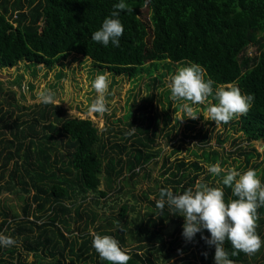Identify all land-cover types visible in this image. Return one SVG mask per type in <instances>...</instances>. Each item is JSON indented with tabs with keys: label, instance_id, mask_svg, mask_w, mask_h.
I'll return each instance as SVG.
<instances>
[{
	"label": "trees",
	"instance_id": "trees-1",
	"mask_svg": "<svg viewBox=\"0 0 264 264\" xmlns=\"http://www.w3.org/2000/svg\"><path fill=\"white\" fill-rule=\"evenodd\" d=\"M116 2L0 0V68L19 62L50 67L75 53L113 75L133 79L145 72L159 80V68L195 63L214 87L230 84L254 95L231 128L249 142H264V39L258 35L264 30V0H125L130 11L120 12V44L105 47L91 33ZM251 44L254 51L248 53ZM7 105L2 108L0 100V194L14 193L22 204L20 214L0 208V231L15 241L0 246V264H111L92 246L97 234L128 249L127 264H165L178 246L184 254L177 264H214V246L199 232L190 241L180 239L175 233H182L184 217L167 205L157 208L156 201L163 187L182 193L205 185L200 174H212L204 167L226 163L216 148L192 150V160L164 158L159 178L137 193L136 184L151 177L148 165L161 152L155 146L157 114L139 112L128 122L135 132L118 142L90 118L68 116L60 104L40 102L26 120L21 114L10 120L14 108L24 106ZM251 149L244 152L246 161L258 154ZM102 175L105 188H99ZM209 186L221 187L226 202L235 199L222 178ZM256 211L255 231L263 238L264 205ZM222 247L228 261L264 264L262 247L250 255L227 239Z\"/></svg>",
	"mask_w": 264,
	"mask_h": 264
},
{
	"label": "rangeland",
	"instance_id": "rangeland-1",
	"mask_svg": "<svg viewBox=\"0 0 264 264\" xmlns=\"http://www.w3.org/2000/svg\"><path fill=\"white\" fill-rule=\"evenodd\" d=\"M258 35L264 39V30L259 31ZM246 51L253 53L254 45L247 46ZM186 64L188 63L174 62L169 65V68H159L155 71L160 75L158 80L153 79V74L149 77L146 76L145 72L133 79L126 75H113L106 69L94 66L89 58L75 53L60 57L50 67L42 64L28 66L26 62H19L13 67L0 68L1 107H8L7 101H15L25 109L14 108L10 120L16 118L17 114H21V119H29L31 111L40 105L41 100L38 93L43 89H48L54 93L56 103L53 104H60L68 116L90 118L99 132L118 142H122L124 129L130 128L128 122L139 112H149L154 116L157 114L158 126L155 146L159 147L161 152L156 157L157 162H150L148 165L151 177L136 184L137 193L140 192V187L151 186L154 179L159 178L160 165L164 158H168L167 161H174L175 158L192 160L194 158L192 150L200 153L203 148H216L226 158V163L222 167L225 170L235 169L243 172L249 168L255 169L261 182L264 183V154L262 153L264 142L260 140L249 142L240 131L232 129V121L236 119L237 115L227 123L208 120L207 108L209 103L215 102L213 97L209 96L203 103L193 105L196 111L205 113V117L203 113H198L196 118L187 117L181 108L185 101L173 100L170 97V78ZM97 75H104L109 81V87L104 94L106 111L102 113L90 110V105L97 96L96 91L92 88V82ZM226 86L234 85L226 84ZM215 87L213 86V88ZM165 113L170 116L168 121L165 120ZM127 115L128 117H126ZM5 135L10 136L7 130ZM251 146L258 154L256 155L254 152V155L246 161L244 152H253ZM204 169L208 173L207 167ZM204 175L205 173L200 174V179L208 186L211 183L218 184L222 178L221 175L212 174L210 178H206ZM99 188H105L103 175ZM20 193L22 194L21 191ZM150 196L153 197V195ZM21 204L22 200L14 193L3 192L0 194V208L20 214L19 205ZM71 225L74 228L76 223ZM2 232L1 229L0 234H3ZM89 232L93 233L94 231L90 229ZM175 235H178L180 239L183 238L179 232ZM179 238H176L177 241ZM261 239L264 240V237ZM185 243L186 241H182L180 245ZM261 247L264 249V245ZM259 250L261 252V248ZM183 254L184 252H181L178 246L175 249V255L165 264L179 263ZM27 259H31V256L27 255ZM224 264L241 263L225 259Z\"/></svg>",
	"mask_w": 264,
	"mask_h": 264
},
{
	"label": "clouds",
	"instance_id": "clouds-1",
	"mask_svg": "<svg viewBox=\"0 0 264 264\" xmlns=\"http://www.w3.org/2000/svg\"><path fill=\"white\" fill-rule=\"evenodd\" d=\"M121 11H130L125 0H117L112 5V11L106 16L101 26L91 33V39L103 46L118 47L124 28L120 20ZM213 81L202 75V69L195 63H188L179 68L169 81L170 97L173 100L185 101L182 111L185 116L196 118L198 112L193 105L203 103L212 96L214 103H209L207 119L216 123H227L233 116L246 113L254 101L252 93H242L236 86H217L213 88ZM109 87V81L104 75H97L92 88L97 96L90 105L93 112L106 111L104 94ZM43 103H56L54 93L43 89L38 93ZM205 117V113H203ZM136 127L125 131V135H132ZM207 171L214 175L225 174L222 184L230 186L232 196L227 202L221 187L208 185L187 188L182 193H174L171 188L160 189V198L156 207L163 210L167 205L174 208L184 217L181 235L186 240H192L201 233V238L209 246H214L215 264H224L226 253L223 242L227 239L232 247L245 254L258 251L264 240L256 233L255 224L257 208L264 205V183L261 182L255 169L239 172L235 169L225 170L219 161L208 165ZM206 229L210 235L204 237L202 230ZM15 241L10 236L0 234V246H10ZM92 246L100 259L111 264H127L130 259L129 250L122 248L119 242L109 235H95ZM206 254V253H205Z\"/></svg>",
	"mask_w": 264,
	"mask_h": 264
}]
</instances>
